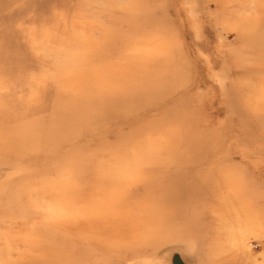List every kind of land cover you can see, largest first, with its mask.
I'll return each mask as SVG.
<instances>
[{"label":"rangeland","instance_id":"rangeland-1","mask_svg":"<svg viewBox=\"0 0 264 264\" xmlns=\"http://www.w3.org/2000/svg\"><path fill=\"white\" fill-rule=\"evenodd\" d=\"M0 264H264V0H0Z\"/></svg>","mask_w":264,"mask_h":264},{"label":"bare ground","instance_id":"bare-ground-1","mask_svg":"<svg viewBox=\"0 0 264 264\" xmlns=\"http://www.w3.org/2000/svg\"><path fill=\"white\" fill-rule=\"evenodd\" d=\"M53 79V78H52ZM102 92H104V91H102ZM159 202H160V200H159ZM164 202V201H163Z\"/></svg>","mask_w":264,"mask_h":264}]
</instances>
